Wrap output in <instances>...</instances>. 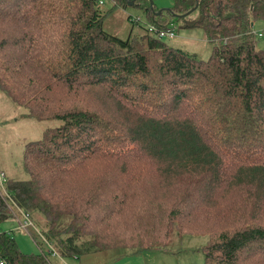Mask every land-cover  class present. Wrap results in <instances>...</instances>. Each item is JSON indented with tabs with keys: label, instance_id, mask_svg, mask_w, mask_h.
<instances>
[{
	"label": "trees",
	"instance_id": "trees-1",
	"mask_svg": "<svg viewBox=\"0 0 264 264\" xmlns=\"http://www.w3.org/2000/svg\"><path fill=\"white\" fill-rule=\"evenodd\" d=\"M99 1L0 0V90L30 117L61 122L49 130L50 143L26 146L29 181L9 182L0 194V224L20 215L42 254L23 253L13 233L3 231L0 261L66 264L112 249L131 255L162 250L171 237L159 221L181 214L189 196L121 194L152 170L162 188L185 187L187 195L204 189L208 207L223 183L247 185L258 214L205 246V264H264V50L253 28L264 21V0H174L162 15L141 0L146 19L131 20L138 33L126 40L106 31ZM130 1L112 0L120 9ZM178 23L206 35L214 49L210 59L159 35ZM99 86L115 92L133 115L122 137L91 109L57 105L49 115L52 93L63 89L70 98ZM235 117L237 123L223 129ZM130 145L142 159L123 168L95 166L104 155H125L120 150Z\"/></svg>",
	"mask_w": 264,
	"mask_h": 264
},
{
	"label": "rangeland",
	"instance_id": "rangeland-1",
	"mask_svg": "<svg viewBox=\"0 0 264 264\" xmlns=\"http://www.w3.org/2000/svg\"><path fill=\"white\" fill-rule=\"evenodd\" d=\"M100 1L103 2L100 5L101 9L106 12L104 24L109 34L126 40L132 33L133 35L138 33L136 32L137 30H132L133 23L131 20L142 19L144 21L146 19L143 8L144 4L140 2L141 0H135V4H137V1L139 3L137 6L135 4L132 6L128 5L125 9L113 7L114 3L112 0ZM47 2L53 3L54 0H47ZM149 2L150 6L155 5L160 11L171 9L174 5V0H149ZM29 25H31V22L26 23L24 27ZM180 26L181 24L178 23L177 29H175L176 38L169 37L164 39V41L175 48L187 50L202 60L207 61L210 59L214 49L207 42L206 35L200 29H181ZM253 28L256 33H264V21H257ZM217 44H219V41H217ZM257 48L264 50V38H257ZM155 76L162 80L157 73L153 77ZM151 82L153 81L151 80ZM139 84H143V82ZM176 84H178V81ZM153 86L155 88L156 85L153 84ZM109 90L108 87L102 86L87 87L83 92L69 94V98L65 91L60 89L56 93H52L51 98L48 100L49 115L51 112H56L57 105L66 107L70 111L77 108L83 110L91 109L97 112L96 115L95 113L93 115L100 122L105 124L110 123L113 124L112 127L119 128V133L122 137L121 131L132 126L127 123V120L129 117L131 119L133 115L130 111L122 109V101H116V98H114L115 92L109 93ZM72 91L76 90L73 89ZM60 111L61 114L64 113L63 110ZM205 118L207 117H204V121L207 124L208 118ZM238 118H232L230 121L228 119L229 123L224 124L223 129L229 130L230 127L237 123L233 119L238 120ZM59 126H61V122L55 120L53 116L43 121L30 117L29 112L25 108L18 106L5 92L0 90V176L4 173L5 185L9 182L29 181L30 176L26 170V146L30 142H39L43 139L47 143H50L49 137L52 133H49V130H54V128L56 129ZM209 126H211L210 122ZM47 131L48 133H46ZM133 148L134 146L131 145L125 146V148L120 150L122 153L125 152V155H120L116 151V154L104 155V158L94 161V164L97 167L111 166L113 168H123L124 162L130 164V160H140L143 158V154L139 152L138 147L135 146V150L132 151ZM150 171V177L145 181L142 178L143 183L141 185L135 183L130 186L129 183V185L127 184L128 187L121 190V194H123V191L129 193V195L133 193L139 195L149 193L152 196H160L161 193H164V196L162 195L164 199L174 195L180 196V199L183 195V198L189 196L183 205H180L183 210L181 214L168 219L165 218L161 221L157 220L161 224L160 231L165 230L166 233L169 232L171 237L167 247L162 248V250L147 251L133 255H131V250L112 249L99 254H90V256L82 257L80 260L77 258L67 259L65 261L66 264H205V256L203 254L205 246L215 237L219 236V233L224 229L232 231L239 226L251 223L258 214L257 207L252 205V193L249 191L247 185L242 189L230 185V181L223 183L217 192H213V203L215 201L216 203H212L213 206L208 207L210 204L207 206L205 204L207 203L206 199H202L205 196L204 189L200 190V192L187 195L186 193L188 192H186L185 187L174 185L169 188H162L160 182L163 180H161L158 174L156 175L155 171ZM117 177L124 179L125 175L116 174L115 178ZM4 191L5 188L0 185V194ZM174 200L175 198L170 201ZM14 213L18 214L17 212ZM18 217L20 218V215ZM152 218V215L147 216L146 220L149 221ZM153 227L154 224L152 222L149 229L152 230ZM132 230L133 226L128 231L124 229L127 234L132 233ZM3 231L13 233L15 241L19 244L23 253L29 255L41 253L33 237L24 231L19 220L11 218L4 221L0 224V232ZM130 243L131 241L128 244ZM42 249L46 255L49 254L48 247L44 246Z\"/></svg>",
	"mask_w": 264,
	"mask_h": 264
},
{
	"label": "built area",
	"instance_id": "built-area-1",
	"mask_svg": "<svg viewBox=\"0 0 264 264\" xmlns=\"http://www.w3.org/2000/svg\"><path fill=\"white\" fill-rule=\"evenodd\" d=\"M101 4H103L102 1H101ZM254 33L259 38H264V33L263 32L262 33H256V32H254ZM159 35L162 36V37H168V38L169 37L170 38H176L177 37V36H175L176 35V32L173 29L170 30L169 32H167V31H159ZM5 183H6L5 175H4V173H2L1 176H0V185L3 186V188H5ZM0 264H6V262L5 261H0Z\"/></svg>",
	"mask_w": 264,
	"mask_h": 264
},
{
	"label": "water",
	"instance_id": "water-1",
	"mask_svg": "<svg viewBox=\"0 0 264 264\" xmlns=\"http://www.w3.org/2000/svg\"><path fill=\"white\" fill-rule=\"evenodd\" d=\"M134 4H135V1H131V2L129 3L130 6H132V5H134ZM164 11H167V10H161V11H159L158 15H162ZM253 26H254V25H252V27H253Z\"/></svg>",
	"mask_w": 264,
	"mask_h": 264
},
{
	"label": "crops",
	"instance_id": "crops-1",
	"mask_svg": "<svg viewBox=\"0 0 264 264\" xmlns=\"http://www.w3.org/2000/svg\"><path fill=\"white\" fill-rule=\"evenodd\" d=\"M15 218H16L15 220H20V218H19L18 216H16ZM1 233H2V232H0V234H1Z\"/></svg>",
	"mask_w": 264,
	"mask_h": 264
}]
</instances>
